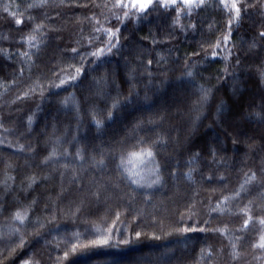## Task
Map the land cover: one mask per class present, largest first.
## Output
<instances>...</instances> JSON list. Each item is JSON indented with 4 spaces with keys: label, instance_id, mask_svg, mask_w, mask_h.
I'll return each instance as SVG.
<instances>
[{
    "label": "trees",
    "instance_id": "obj_1",
    "mask_svg": "<svg viewBox=\"0 0 264 264\" xmlns=\"http://www.w3.org/2000/svg\"><path fill=\"white\" fill-rule=\"evenodd\" d=\"M36 2L0 0V264H264L251 247L264 216V123L251 115L264 107V0H237L239 21L220 0L191 13L153 0L123 24L129 9L115 0ZM109 27L120 29L110 53ZM201 86L213 90L203 108ZM152 141L162 182L139 187L120 174V153ZM245 173L257 179L241 191ZM104 236L108 245L91 244Z\"/></svg>",
    "mask_w": 264,
    "mask_h": 264
},
{
    "label": "snow or ice",
    "instance_id": "obj_2",
    "mask_svg": "<svg viewBox=\"0 0 264 264\" xmlns=\"http://www.w3.org/2000/svg\"><path fill=\"white\" fill-rule=\"evenodd\" d=\"M47 0H37V2L35 4H30L28 7H40L43 6L44 4H46ZM160 2V7L163 8H168L171 5H175L177 0H159ZM221 4H223L225 7H229L231 8V10L234 11L235 13V17L234 19H236L237 21L240 20L241 18V10L243 7H245L244 5H240L237 0H231L230 5H229V0H220ZM182 3L187 6L188 8V12L191 13V11L193 10V8H199L201 6H203L205 4V0H182ZM153 4V0H115V3L112 5L113 8H118V9H129L127 11H124V15L123 17H119L117 16V19L120 21L121 24L124 23V21L126 19H129L132 15H135L138 19L141 17V14H146V11L150 9V6ZM5 11H7V8L4 9ZM180 9L177 8V12L179 13ZM13 16H15V13L12 14ZM178 22V19L177 21ZM16 23L19 25L22 23V20L20 19H16ZM232 24V20H229V25ZM41 27V24H37L36 28L39 29ZM190 27L195 28V25H190ZM95 31L99 32L101 31V29H95ZM103 31H105L108 35V41H107V51L110 53L112 51V49L114 47H116V44L112 43L113 39H116L117 43H119V37H118V33L120 32L119 28L113 29L111 27L103 29ZM261 38H264V31H261L259 33ZM228 36L224 37V40L227 41L228 40ZM28 40H34L35 36H28L27 37ZM219 43V42H218ZM217 43V46H218ZM251 48H255L256 44L253 43L250 45ZM73 52L76 51V49H72ZM105 52V48L101 47L99 49H97L95 52L90 53V55L92 56H101L103 55ZM213 56L216 55V52L212 53ZM23 55H27L26 53H24ZM240 61L239 59L237 60V64H239ZM149 64H151V61H149ZM71 67V66H70ZM76 74L79 75L82 71L81 68H76ZM225 72H227V69H225ZM188 76H192L193 73L191 71H189L187 73ZM262 76H264V72L261 73ZM68 79L70 80H75L76 76H69ZM66 81L65 80H61L60 83L64 84ZM213 94V90L212 88H205L203 86L200 87V96L198 98V100L196 101V103L200 106V108H203V106L209 101L210 97ZM129 95H131V93H129ZM127 99V98H126ZM63 103H67V100L63 101ZM118 101H114L112 107L115 108L117 105ZM112 111L109 110L108 112V118L110 119L112 117ZM251 115L257 117L261 123H264V107L261 108L260 111L257 112H253ZM199 118V117H197ZM31 117H29V122H31ZM93 121L95 122L96 126L99 128L102 125V120L97 119L95 114L93 115ZM150 123L152 121H149ZM164 138L158 136L157 140L162 141ZM157 141H152L151 144H149L148 146L145 147H141L138 151L136 150H130L127 152L121 151L120 153V157H119V164L117 165L118 169H122L123 172L120 173L121 175L123 174H127V178L131 181V183L139 186V187H147V188H152L155 185H158L162 182V176L160 175L161 172V166L158 163H153L154 162V153H153V147L155 146ZM138 144L143 145L144 144V140L143 138H141L140 140L137 141ZM233 143H237V141L235 139H233ZM23 147V146H21ZM252 145H249V148L251 149ZM64 154H67V149L64 150ZM58 153L56 151L55 148L52 149L51 152H49L48 156H46L44 158L45 161H49L51 160L53 157L57 156ZM217 153L216 150L213 149L211 151V156L213 158V162L215 161V157H216ZM76 157L78 159H83V156L81 155V150L77 149L76 152ZM199 157V153H196L193 155V157L189 160V164H192L193 162L196 161V159ZM91 164L93 167H100L103 166L105 164V158L103 153L100 154L99 159L96 158L95 155H93L91 157ZM65 167H67V165H65ZM194 169H192L191 167L188 170V173H186L185 175L187 176H191V173ZM63 175V173L61 174ZM245 181L243 184H241L240 186V190L244 191L245 190V185L255 181L257 179L256 174L252 173V175H248L247 173H245ZM211 177H209L210 179ZM30 183H29V187L31 186V183L34 182L33 178H29ZM93 195L99 196V193H93ZM240 192H236L234 193V196H239ZM224 201L229 200L228 196H225L223 198ZM34 202V201H33ZM218 209L220 211H223V208H219L218 205ZM216 209H213V211H215ZM241 211L247 213L248 212V208L247 206L244 209H241ZM12 220L13 221H18L20 223V225H24L26 223V220L28 219V212L27 209L21 211V210H16L13 214H12ZM117 218H119V214H117ZM53 219H55V217H53ZM253 217L251 215H248L247 219H244L243 221V227L245 229H247L250 226V221H252ZM207 223V222H206ZM259 224L261 226V234L259 236V241L257 243H253L251 245L252 248H259L261 250H264V216L259 218ZM41 227H43V225H40ZM203 230V229H202ZM11 231L13 233H20L21 229L19 227H13L11 229ZM184 231H189V229H184ZM213 231H221L223 232V229H213ZM36 235H39V233L37 232ZM141 235L140 232H136V236L139 237ZM109 243V239L107 236L101 237V238H97L94 241H91L92 245L95 246H104V245H108ZM123 243L127 244L128 241L125 240L123 241ZM24 244V237L21 234L20 235V246H23ZM233 248V256H238L239 253L235 251L236 249V245L233 244L232 245ZM72 250L75 251L76 250V245L72 246ZM202 252L204 251V249L201 250ZM68 256V253L65 252V257ZM25 264H28V262L26 261ZM38 264V262H37Z\"/></svg>",
    "mask_w": 264,
    "mask_h": 264
}]
</instances>
